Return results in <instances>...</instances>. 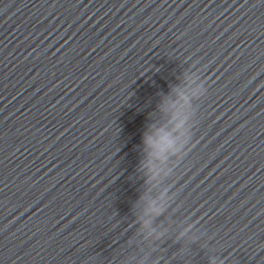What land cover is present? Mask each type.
I'll use <instances>...</instances> for the list:
<instances>
[{
    "label": "water",
    "instance_id": "1",
    "mask_svg": "<svg viewBox=\"0 0 264 264\" xmlns=\"http://www.w3.org/2000/svg\"><path fill=\"white\" fill-rule=\"evenodd\" d=\"M191 74L189 144L150 181ZM210 258L264 264V0H0V264Z\"/></svg>",
    "mask_w": 264,
    "mask_h": 264
},
{
    "label": "clouds",
    "instance_id": "2",
    "mask_svg": "<svg viewBox=\"0 0 264 264\" xmlns=\"http://www.w3.org/2000/svg\"><path fill=\"white\" fill-rule=\"evenodd\" d=\"M175 100L165 99L162 102L163 111H171L169 126L161 129H150L143 137V143L147 149L148 160L144 165L149 174V180H154L158 175L166 170L156 168L153 161L161 164L172 157L179 158L190 141V127L192 113L190 105L192 101L202 99L206 94V86L195 74L185 75L182 86L172 89ZM142 207L137 217L140 229L147 236L159 238L163 233H157L153 227V221L161 216L167 205V197L161 192L159 196L152 199L140 198ZM188 229H184L178 234V238H183ZM209 264H223L222 260L210 258Z\"/></svg>",
    "mask_w": 264,
    "mask_h": 264
}]
</instances>
